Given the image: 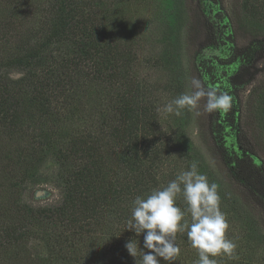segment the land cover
Returning <instances> with one entry per match:
<instances>
[{
    "label": "trees",
    "instance_id": "1",
    "mask_svg": "<svg viewBox=\"0 0 264 264\" xmlns=\"http://www.w3.org/2000/svg\"><path fill=\"white\" fill-rule=\"evenodd\" d=\"M119 1L40 0L23 10L20 0H0V264H141L148 251L143 234L127 229L133 202L166 187L183 171L179 157L187 162L188 155L159 130L158 100L134 69V35ZM207 1L221 11L220 0ZM260 3L261 13L241 3L237 23L264 22ZM223 21L218 16L213 31L216 43L227 46L232 25ZM252 56L248 46L236 62ZM196 70L206 86L226 82L213 59ZM232 98L224 123L238 129ZM258 99L251 104L257 124L264 95ZM217 116L212 135L228 179L264 204L256 138L247 146L237 137L240 152L229 150ZM49 183L59 203L34 205L30 191ZM176 206L186 208L182 195ZM185 220L191 222L189 213ZM131 240L136 258L126 248ZM175 243L180 255L173 264H196L186 231L176 233Z\"/></svg>",
    "mask_w": 264,
    "mask_h": 264
},
{
    "label": "rangeland",
    "instance_id": "2",
    "mask_svg": "<svg viewBox=\"0 0 264 264\" xmlns=\"http://www.w3.org/2000/svg\"><path fill=\"white\" fill-rule=\"evenodd\" d=\"M20 1L24 10L40 0ZM220 1V12L207 0H120L118 4L134 35V69L158 100L159 130L164 138L167 136L173 143L181 145L180 154L188 155L187 162L179 157L180 161L185 160L181 170H189L191 163L196 162L199 173L206 175L210 184H217L220 209L229 223L226 237L236 244L231 258L247 264H264V204L228 179L212 135L214 114H218L217 122L223 124L226 147L239 153L237 137L246 145L255 137L264 160V117L257 124L251 107L260 100V95H264V22L244 20L237 23L244 1L260 13L263 9L260 0ZM217 14L223 22L228 19L232 25V41H225L227 46L216 43L213 24L217 23ZM248 46L253 47L252 59L238 64L237 56ZM211 59L224 67L227 74L224 88L220 84L206 86L196 70L198 62ZM193 78L201 80L206 89L231 91V98L236 99L239 109V119L235 121L238 129L226 126L225 111L208 113L206 97L201 98L196 110L184 109L180 116L163 111L165 104L193 91L190 83ZM181 134L183 139H180ZM51 167L46 173L53 171ZM30 194L34 205L59 203L58 191L51 183L34 187ZM34 253L41 256L39 248H35ZM225 257L228 256L210 258L221 261Z\"/></svg>",
    "mask_w": 264,
    "mask_h": 264
},
{
    "label": "clouds",
    "instance_id": "3",
    "mask_svg": "<svg viewBox=\"0 0 264 264\" xmlns=\"http://www.w3.org/2000/svg\"><path fill=\"white\" fill-rule=\"evenodd\" d=\"M193 91L181 94L163 106L165 113L180 116L182 110L198 108L201 98L206 97L205 110L227 111L231 107V96L206 89L201 80H191ZM199 115V112H196ZM178 195H182L186 208L176 206ZM128 228L139 236L143 234L141 264H161V260L173 264L180 255V247L175 243L176 233L185 232L191 246L197 250L196 264H218L210 257L233 256L236 244L226 237L229 223L220 209L218 186L209 183L206 175L199 173L198 165L192 162L189 170L182 171L166 187L153 190L146 197L134 200ZM189 213L191 222L185 220ZM129 254L136 258L137 246L133 240L126 244Z\"/></svg>",
    "mask_w": 264,
    "mask_h": 264
}]
</instances>
